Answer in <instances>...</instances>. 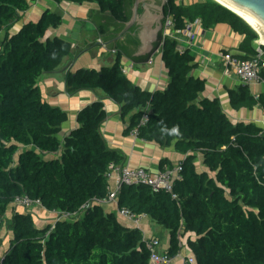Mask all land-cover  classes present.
Returning a JSON list of instances; mask_svg holds the SVG:
<instances>
[{
	"label": "trees",
	"instance_id": "trees-1",
	"mask_svg": "<svg viewBox=\"0 0 264 264\" xmlns=\"http://www.w3.org/2000/svg\"><path fill=\"white\" fill-rule=\"evenodd\" d=\"M35 1L0 0V228L12 232L0 264H151L143 231L124 225L96 202L109 195L110 165L126 164L124 152L111 148L101 132L107 117L103 100L80 110L79 126L62 138L68 114L43 98L42 75L60 67L73 50L69 40L48 35L61 25V15L46 10L39 20L13 31ZM53 1L97 3L108 18L120 22L118 32L132 17L131 0ZM169 16L174 31L198 19L204 29L227 23L245 35L242 59L257 52L258 33L216 0H167L164 22ZM98 28L107 41L106 25L99 23ZM158 45L170 77L164 90L147 91L132 82L123 72V46H117L112 65L68 71L66 77L69 94L102 90L118 103L122 116L129 117L128 133L138 128L139 138L164 147L175 143L176 150L187 155L172 192L124 184L118 206L169 230L165 252L171 257L179 254L181 238L188 234L196 264H264V127L233 123L219 98L201 97L206 79L192 75L195 57L190 49H177L176 37H164L162 29ZM229 95L235 110H264V93L256 96L249 83ZM144 114L148 120L141 124ZM193 153L203 156L214 176L198 170ZM175 166L161 161L162 170ZM17 197L74 216L44 227L36 225L30 212L14 210L9 218Z\"/></svg>",
	"mask_w": 264,
	"mask_h": 264
},
{
	"label": "crops",
	"instance_id": "crops-1",
	"mask_svg": "<svg viewBox=\"0 0 264 264\" xmlns=\"http://www.w3.org/2000/svg\"><path fill=\"white\" fill-rule=\"evenodd\" d=\"M133 1V6L136 0ZM196 0H177L178 3H192ZM163 0H139L138 16L134 22L125 24L124 28L118 32L120 22L108 18V13H102L100 6L94 2H55L53 0H37L31 3L30 9L25 14L21 22L16 24L13 31L18 30L22 23L29 20L37 21L46 10L58 13L62 17V23L57 28L49 29V36H59L72 43L73 50L71 55L67 56L63 63L56 70L42 75L39 85L42 90L43 98L49 104L63 109L68 114V120L63 124L61 130L62 138L68 135L72 130L79 126L77 117L80 110L85 106L97 100H103L107 117L101 126L103 137L108 145L114 149H120L126 155V164L130 167L142 166L153 173L161 169V161L169 160L177 165L187 155L176 150L175 143L164 147L155 141H146L134 135L133 132H127L129 126V117L124 118L121 113V107L113 101L102 90L83 89L72 95L66 89V77L68 71L79 69H98L104 66L112 65L116 60V54L112 49L117 46H123L127 53L123 54L122 65L128 69L126 73L132 82L147 91L164 90L167 88L170 77L168 69L164 63L162 47L158 45V36L156 32L164 21L161 20L162 13L160 3ZM132 6V14H133ZM162 12V11H161ZM164 18V16H163ZM105 24L107 30L105 41L100 33L98 24ZM125 28H128L125 30ZM196 32L198 27L194 26ZM162 30V29H161ZM159 31V33L161 32ZM177 32V33H175ZM179 32V33H178ZM181 42L189 40V44L184 42L187 49H190L194 55L195 68L192 75L206 79V88L201 93V97L219 98L223 110L233 123L256 122L264 127V110L260 107L253 109L241 108L235 110L230 101L229 92L237 89L239 85L245 83L234 73L228 72L224 65L221 52H231L234 56L242 59L246 52L241 48L245 35L235 32L227 23H218L214 28H200V32L194 39H189L183 31H174ZM121 34H123L121 36ZM121 36V37H120ZM136 39V43L132 42ZM102 40L99 41V40ZM256 44V41H255ZM254 44V45H255ZM253 94L260 95L264 93V82L249 83ZM196 155L195 164L199 171L211 172L203 164V156ZM115 180L110 179L111 188L115 187ZM107 212H113L118 215V202L109 201L103 204ZM11 217L14 210L30 212L35 222H39V227H44L54 223L59 217V211H49L42 205L35 204L31 207L11 206ZM139 225L132 220L122 218L119 220L126 226L139 227L144 234V239L152 237L159 238L161 245L159 250L166 251L170 246V233L166 229L164 236L158 233L159 226L146 215H141ZM38 226V225H37ZM1 231L9 234V240L12 238V232L6 226L0 228ZM6 231V232H4ZM6 235V234H5ZM3 238V239H2ZM8 240V246L10 244ZM182 249L173 259V264H187L188 258L194 256L193 251L188 246V234L181 238ZM6 244V238L0 235V243ZM8 250V247L5 251ZM151 264H156L151 262Z\"/></svg>",
	"mask_w": 264,
	"mask_h": 264
},
{
	"label": "built area",
	"instance_id": "built-area-1",
	"mask_svg": "<svg viewBox=\"0 0 264 264\" xmlns=\"http://www.w3.org/2000/svg\"><path fill=\"white\" fill-rule=\"evenodd\" d=\"M194 26L198 27V32L194 29ZM202 27L201 21L198 19L194 22L188 23L187 27L183 31L189 39H194L196 35L199 34L200 28ZM177 33V32H175ZM174 33V20L171 16L167 17L163 26V36L176 37L179 40V45L177 49L179 51H184L187 49V46L184 44L186 42L189 44V40H184L181 42L179 37ZM179 33V32H178ZM99 41L102 42L100 39ZM184 44V45H183ZM162 46V45H161ZM112 52L115 54L117 49H112ZM221 57L223 58L224 65L227 68L228 72H234L241 81L245 83L251 82H264L262 71L264 70V49L262 44H259L257 47V52L254 56L249 59H240L234 56L231 52H221ZM123 72L127 73L128 69L123 67ZM148 120V115L144 114L141 119V124H145ZM134 135L138 134V128H135L133 131ZM182 170L181 162L173 168H165L160 170L157 173H153L146 169L145 167H130L128 164L117 165L111 164L108 171V178L114 179L116 184L114 188L110 189L109 195L103 200H96L99 204H104L109 201H117L118 193L120 188L124 184H147L150 185L154 190H166L169 192L173 191L174 182L176 179L180 178V172ZM173 197H176V194H173ZM16 206L20 207H31L32 205L39 204L40 201H34L29 197H17L14 201ZM118 215L122 218L132 220L137 224L140 223L141 215L133 214L129 209L122 208L118 209ZM74 214L70 213H59V218L71 219ZM147 246L151 250V261L156 264H173L174 257L168 255L165 251H160L161 241L159 238L152 237L147 239ZM187 264H196L194 256L188 258Z\"/></svg>",
	"mask_w": 264,
	"mask_h": 264
},
{
	"label": "water",
	"instance_id": "water-1",
	"mask_svg": "<svg viewBox=\"0 0 264 264\" xmlns=\"http://www.w3.org/2000/svg\"><path fill=\"white\" fill-rule=\"evenodd\" d=\"M234 6L240 8L245 13L250 15L263 29H264V0H227ZM167 0H163L162 4L160 5L162 16H164V8ZM220 3V2H219ZM223 5V4H222ZM138 6H139V0H136L133 6V14L131 19L128 21V23L134 22L137 19L138 16ZM225 6V5H224ZM227 7V6H225ZM228 8V7H227ZM232 10L231 8H229ZM233 11V10H232ZM234 12V11H233ZM236 13V12H235ZM237 14V13H236ZM239 15V14H238ZM240 16V15H239ZM241 17V16H240ZM244 19V18H243ZM246 21V20H245ZM247 22V21H246ZM127 23V25H129ZM248 23V22H247ZM249 24V23H248ZM250 25V24H249ZM251 26V25H250ZM252 27V26H251ZM253 28V27H252ZM128 28H125V30ZM163 29V24L161 21V25L159 26L156 36H158L159 31ZM254 29V28H253ZM255 30V29H254ZM256 31V30H255ZM257 32V31H256ZM258 33V32H257ZM123 34H121L122 36ZM259 35V34H258ZM120 36V37H121ZM259 41V39H258ZM260 43V42H259ZM262 44V43H261ZM264 45V44H262Z\"/></svg>",
	"mask_w": 264,
	"mask_h": 264
},
{
	"label": "bare ground",
	"instance_id": "bare-ground-1",
	"mask_svg": "<svg viewBox=\"0 0 264 264\" xmlns=\"http://www.w3.org/2000/svg\"><path fill=\"white\" fill-rule=\"evenodd\" d=\"M216 1H218L221 4L227 6L228 8H231L234 12H236L242 18H244V20H246L258 32L259 38H260L259 39L260 44L261 43L264 44V29L250 15L245 13L240 8L234 6L233 4L228 2L227 0H216Z\"/></svg>",
	"mask_w": 264,
	"mask_h": 264
},
{
	"label": "rangeland",
	"instance_id": "rangeland-1",
	"mask_svg": "<svg viewBox=\"0 0 264 264\" xmlns=\"http://www.w3.org/2000/svg\"><path fill=\"white\" fill-rule=\"evenodd\" d=\"M3 38L4 37V35L3 34H1V36H0V38ZM260 39V38H259ZM258 44H260L259 43V41L258 40H256V45L258 46ZM184 45V44H183ZM18 207H20V206H18ZM11 209H9V211H10ZM8 215H10V212H8ZM36 223V225H38V226H40V224H38L39 222H35ZM158 224V223H157ZM158 226H159V229H158V233L160 234V236H164V234H165V231H166V228L165 227H163V226H161L160 224H158ZM4 232H6V231H4ZM1 234H3V237H5L6 238V244L4 243H0V258L2 257V255H3V253H4V250H6V248L7 247H9L8 246V240H9V232L7 231L6 233H3L2 231H1ZM0 234V235H1ZM6 234V235H5ZM3 239V238H2ZM9 242H10V240H9Z\"/></svg>",
	"mask_w": 264,
	"mask_h": 264
},
{
	"label": "flooded vegetation",
	"instance_id": "flooded-vegetation-1",
	"mask_svg": "<svg viewBox=\"0 0 264 264\" xmlns=\"http://www.w3.org/2000/svg\"><path fill=\"white\" fill-rule=\"evenodd\" d=\"M160 3V2H159ZM162 4V2L160 3V5ZM159 13L157 14V15H160L162 12L161 11H158ZM161 20H163L164 21V18H163V16L161 17ZM159 35V34H158ZM158 38H159V36H158Z\"/></svg>",
	"mask_w": 264,
	"mask_h": 264
},
{
	"label": "clouds",
	"instance_id": "clouds-1",
	"mask_svg": "<svg viewBox=\"0 0 264 264\" xmlns=\"http://www.w3.org/2000/svg\"><path fill=\"white\" fill-rule=\"evenodd\" d=\"M24 208V207H23Z\"/></svg>",
	"mask_w": 264,
	"mask_h": 264
}]
</instances>
